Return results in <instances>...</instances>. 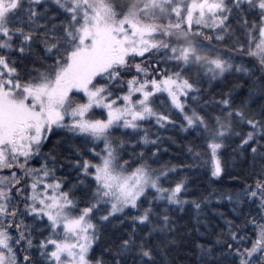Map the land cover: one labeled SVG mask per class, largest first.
Instances as JSON below:
<instances>
[{
    "label": "snow or ice",
    "instance_id": "snow-or-ice-1",
    "mask_svg": "<svg viewBox=\"0 0 264 264\" xmlns=\"http://www.w3.org/2000/svg\"><path fill=\"white\" fill-rule=\"evenodd\" d=\"M0 264H264V0H0Z\"/></svg>",
    "mask_w": 264,
    "mask_h": 264
}]
</instances>
